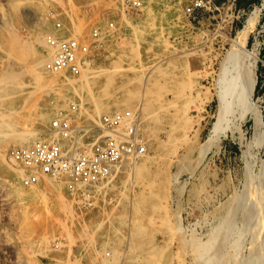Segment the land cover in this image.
I'll list each match as a JSON object with an SVG mask.
<instances>
[{
  "label": "rangeland",
  "instance_id": "obj_1",
  "mask_svg": "<svg viewBox=\"0 0 264 264\" xmlns=\"http://www.w3.org/2000/svg\"><path fill=\"white\" fill-rule=\"evenodd\" d=\"M187 1L151 0L147 5L151 12L148 17L143 16V8L137 11L125 8L123 13H127L131 19L126 21L122 11L115 12L116 0H73L70 3L74 16L72 22L80 25V28L70 34L64 31L65 23L59 16V8L54 0L48 4L34 0H0V115L11 121V126L7 124L0 127V139L6 143L7 151L17 145L14 144L15 135L22 131L31 130L36 132L34 135L46 134V129H40L44 126L40 122V109L50 111V120L60 109H65L78 123H95L82 120L77 115L82 96L79 92L62 88L60 73H56L57 79H51L49 76L55 72L50 71L40 80L27 70L39 56L37 49L31 48V34L38 33L43 39L44 33L51 31L59 36L75 37L87 42V55L93 60L92 65L110 67L114 71V80H109L106 86L109 94L116 91L121 75L133 76L136 72L144 74L151 66L169 65L165 72L156 74L157 94H153L151 102L145 103L139 96L133 101L136 106H140L136 101L139 98L146 105L143 111L145 115L150 113L149 118L141 116V124L149 120L150 126L156 131H152L155 133L153 137L142 132L147 140V162L134 183L138 198L142 201L138 213V243L128 250L126 237L113 238L118 232L107 223L111 218L117 222V218L112 216L121 212L124 231L128 229L126 214L132 210L130 199L134 195L129 182L124 185L122 192L117 187L98 195L89 191L92 203L88 206H82L78 194L65 186L67 196L76 199L72 207L76 214L74 217L70 205L52 192L29 196L16 193L11 185L13 182L6 180L0 171V264H104L93 251L95 246H99L94 236L100 229L108 230L113 235L109 239L110 244L118 245L121 250L114 264L123 261L124 264H161V261L162 264H192L193 254L190 246L182 241L183 238L194 236L206 240L210 233L213 237L212 251L207 258L201 257L195 264H264V84L260 86L261 82L264 83V65L259 59H264L261 49L264 34L257 33L260 24L264 23V8L251 27L246 22L264 0H236V8L240 11L233 20L231 15L221 9L210 17L205 15L201 22L193 21V24L188 22L182 11ZM48 8L55 10L54 15L61 21L60 27H55L54 17L48 13ZM110 21L112 25H109ZM94 27L99 28L97 37L92 35ZM244 33L245 49L238 47L241 52H233L229 62L231 68L233 64L235 68L241 65L239 69L243 80L240 88L235 86L230 92L233 101L226 120L214 128L225 99L216 89L217 76L231 47L242 44L237 36L239 38V34ZM38 48L42 53L47 49L46 45ZM113 59L115 64L112 63ZM22 69H26V73L22 74ZM10 71H15L14 76L11 80H4L6 75H2ZM17 72L20 77L16 75ZM5 81H9L8 84ZM15 82L19 84L15 85ZM182 84L184 88L180 87ZM162 86L164 89L160 88ZM88 88L93 89L92 94ZM106 90H99L96 84L84 87L81 91L85 93L84 104L107 98V93H104ZM62 91L64 97L58 98L57 95ZM71 102L77 105L74 110H70ZM186 103L189 104L187 114L196 116L190 128L185 124L178 125L175 118L177 112H183L187 107L184 106ZM184 131L188 133V139L180 138ZM209 139L211 142L202 152L201 146ZM171 141L176 142L173 144ZM116 171L113 180L117 177ZM92 207L98 211L97 216L92 214ZM76 211L84 214L82 222L88 223H80ZM72 219L76 224L71 223ZM177 223L183 236L176 231ZM223 226L226 229L221 228ZM228 229L230 231H226ZM46 231L54 233V241L61 238L66 247L72 246L76 255L53 257L34 251L29 235ZM75 235H81L80 241L90 250V255H86L82 247L81 252H78ZM218 241L221 243L217 244ZM220 244L222 251L218 246ZM182 246L185 248L181 249ZM215 248L224 253L220 255ZM106 250L110 253L105 256L110 258L111 248ZM216 254L220 255L219 258Z\"/></svg>",
  "mask_w": 264,
  "mask_h": 264
},
{
  "label": "bare ground",
  "instance_id": "obj_2",
  "mask_svg": "<svg viewBox=\"0 0 264 264\" xmlns=\"http://www.w3.org/2000/svg\"><path fill=\"white\" fill-rule=\"evenodd\" d=\"M57 3V7L59 8V16L62 18V20L65 23V27H64V31L66 33H70V34H74L76 32V30H78V28H80L78 25L74 24L72 22L73 20V13H72V8L70 7V3L73 2V0H54ZM151 3V0H146L144 5L141 7L144 10V17H148L151 12L148 10V4ZM48 4V3H47ZM264 3H261V6H257L256 9L249 15L248 19L246 20V22L248 23V25L251 27L253 21H255V19L260 15L262 9L264 8ZM263 5V6H262ZM78 7V6H77ZM114 8H115V12L116 13H121L124 15V20L126 21H131V19L129 18V15L126 13L124 14L123 11L126 8V5L124 4L123 0H116L115 4H114ZM147 8V9H146ZM58 13V12H57ZM56 13V14H57ZM121 14V15H122ZM71 20V21H70ZM81 22V21H80ZM73 23V24H72ZM132 23V22H131ZM248 27V28H250ZM134 29V28H133ZM78 32V31H77ZM13 33V32H12ZM15 33V32H14ZM40 33V32H39ZM241 33V32H240ZM13 35V34H12ZM32 39H31V48L37 49V53H38V59L35 60L33 62V64L31 66H28V69L32 75L36 78V79H42V76L44 74H49L50 71L48 68H46L45 66V59H46V55L44 53H42V51L38 48L40 46H45V41H43V39L41 38L40 34L38 33H33L31 34ZM79 36V35H78ZM104 36V35H103ZM15 37V36H14ZM103 39V37H102ZM237 39L242 41V44L237 43L238 45L235 46L233 45V47H231L232 49L228 52V56L227 58H225L223 60V66H221V70L218 73L217 76V91L218 94H221L222 96H225L224 102H222L221 104V109L219 110V114H218V120L217 123H215V127L216 128L217 124H220L223 121L226 120V116L227 113L230 112V107H231V103H232V99H231V94L230 92L234 89L235 86H237V88H240L241 86V81L243 80L242 78V71L240 72L239 69V65L238 67H236L238 70H236L235 65L233 64L232 68L229 67V62H230V55L235 52L237 50V52H241L238 51L239 48H244L245 49V42H246V34L244 33V35L239 34V38L237 36ZM16 40V39H15ZM237 41V42H240ZM235 42V41H234ZM233 42V43H234ZM38 46V47H37ZM136 47V45H135ZM138 47V44H137ZM239 47V48H238ZM45 48V47H44ZM46 50V49H45ZM132 51V50H131ZM133 52V51H132ZM138 52V49H137ZM245 52V51H244ZM243 52V53H244ZM139 53V52H138ZM238 53V54H239ZM234 54V53H233ZM138 55V54H137ZM243 55V54H242ZM253 55H256V53H253ZM257 56V55H256ZM120 57V56H119ZM121 58V57H120ZM117 59V58H116ZM234 60V58H232ZM237 59V58H236ZM239 60V59H238ZM241 60V58H240ZM239 60V61H240ZM243 60V59H242ZM114 61V59L112 60ZM117 61L120 62V59H117ZM236 61V60H235ZM93 60L91 58L86 57L85 62L82 66V69L80 71V73L78 74H72L68 71H53L55 72V74L53 73V75L49 76L51 79H55L56 78V73H60L62 75V88L66 91H74V92H79L80 95L82 96V98L79 100V104H80V109L77 112V115L79 117H81L82 120H88L92 123H96L98 121V117L100 115L101 112L106 111V112H111L114 110H119L122 109L123 106L128 107L131 110H139L141 116H148L144 114V106H146L144 103L142 104V102H140L138 99L140 98L141 101L143 100V102L145 103H150L151 102V98L153 96V94H157V90H155L156 87V74L159 72H165L166 69H168V66H151L147 72H144V74H139V72H136L135 74H133V76H124L121 75L118 81V86L116 87V91L113 93H108V91L106 90V86L108 85L109 80H114L113 76V72L110 67H97L96 65H92ZM118 62V63H119ZM234 62V61H233ZM238 62V61H237ZM242 62V61H241ZM115 64V61L112 62ZM231 63V62H230ZM113 64V66H114ZM117 64V63H116ZM238 64H242V63H238ZM122 65V63H121ZM116 66V65H115ZM237 66V65H236ZM120 67V66H119ZM234 67V68H233ZM243 67V66H242ZM138 68V67H137ZM136 68V69H137ZM231 68V69H230ZM247 68V67H245ZM244 68V70H245ZM227 69H229V71H227ZM236 71H235V70ZM26 70V69H25ZM22 69L21 73L23 74V72L25 71ZM26 70V71H27ZM247 70V69H246ZM11 72V73H10ZM4 73L2 76L6 77L4 80H11L12 79V75L15 74L14 72L12 73V71ZM229 72V73H227ZM26 73V72H24ZM170 73V72H168ZM16 75H18V72L16 73ZM15 75V76H16ZM20 75V73H19ZM18 75V76H19ZM14 76V75H13ZM17 77V76H16ZM15 77V79H16ZM20 77V76H19ZM23 77V76H22ZM59 77V76H58ZM163 77V75H162ZM167 77H169L167 75ZM1 78V77H0ZM11 78V79H10ZM14 78V77H13ZM34 78V79H35ZM161 78V77H160ZM36 84L38 83L37 80ZM40 79V80H41ZM45 79V76L44 78ZM50 79V81H51ZM57 79V78H56ZM61 79V78H59ZM159 79V77H158ZM157 79V81H158ZM171 80V78H170ZM173 80V78H172ZM14 81V79H13ZM44 81V80H42ZM46 81V80H45ZM121 81V82H120ZM4 82V81H3ZM6 82V81H5ZM9 82V81H8ZM8 82H6L8 84ZM40 82V81H39ZM59 82V81H58ZM114 82V81H113ZM5 83V84H6ZM13 83V82H11ZM47 83V82H46ZM54 83V81H53ZM160 83V82H159ZM15 85L16 82L14 83ZM24 83H22L23 85ZM34 84V85H36ZM49 84V83H48ZM91 84H96L98 86L99 90H106L107 93L106 95L107 98H99V99H94L92 101V103L90 104H84V99L83 97L85 96V93L83 94V88L88 86L90 87ZM111 84V82H110ZM170 84V83H169ZM177 84V83H176ZM1 85V82H0ZM10 85V84H9ZM27 85V84H25ZM50 85V84H49ZM52 85V84H51ZM184 84H182V88H184L183 86ZM24 86V85H23ZM48 86V85H47ZM54 86V85H53ZM52 86V87H53ZM186 86V85H185ZM36 87V86H35ZM51 87V86H48ZM165 87V85H164ZM164 87H160L161 89ZM7 88V87H6ZM47 88V87H46ZM158 88V87H157ZM1 89V87H0ZM39 89V88H38ZM89 89V88H88ZM167 88H165L166 90ZM43 90V89H42ZM63 90V91H64ZM159 90V89H158ZM61 92L57 95L58 98L64 97L65 93ZM167 91V90H166ZM1 92V90H0ZM41 92V91H40ZM88 92H91V94L93 93V89H89ZM160 92V91H158ZM179 92H182L181 90ZM184 92V91H183ZM55 93V91H54ZM162 93V92H161ZM42 93H40L41 95ZM49 94V92H48ZM47 94V95H48ZM83 94V95H82ZM90 94V93H89ZM90 94V96H91ZM154 94V96H155ZM165 94V93H163ZM181 94V93H180ZM79 95V94H78ZM105 95V96H106ZM175 95V94H174ZM182 95V94H181ZM139 96V98L136 100L139 102L140 106H136L133 101L134 99ZM164 96V95H163ZM186 96V95H185ZM4 97V96H3ZM41 97V96H40ZM89 97V96H88ZM96 97V96H95ZM189 97V96H188ZM57 99V98H56ZM92 99H93V95H92ZM175 99V98H174ZM157 100V99H156ZM173 100V98H172ZM171 100V101H172ZM190 100V99H189ZM4 101V100H3ZM155 101V100H154ZM153 101V102H154ZM166 101V100H165ZM2 102V101H1ZM161 102V101H160ZM188 102V101H186ZM162 103V102H161ZM169 103V101H168ZM185 103V102H184ZM178 104V103H177ZM64 105V104H63ZM148 105V104H147ZM149 106V105H148ZM184 106H187L183 112H177L175 115L176 118V122L178 123V125H182L185 124L184 126H189V128L191 126H193L194 121L196 120V116L195 115H190L187 114V110L189 107V104L186 103ZM64 107V106H63ZM167 108L168 107L167 105ZM172 108V107H171ZM175 108V107H173ZM177 108V107H176ZM175 108V109H176ZM164 109V107H163ZM172 110V109H171ZM179 110V109H178ZM147 111V109H146ZM150 111V110H149ZM180 111V110H179ZM151 112V111H150ZM153 112V110H152ZM156 112V111H155ZM174 112V111H173ZM172 112V113H173ZM154 113V112H153ZM159 113V112H158ZM154 115V114H153ZM156 115V113H155ZM159 115V114H158ZM39 117H40V122L44 123V126L40 129H46V131L49 128V123H50V111L45 110V109H40L39 111ZM152 117V114H151ZM157 117V116H156ZM199 117V116H197ZM53 118V117H52ZM51 118V119H52ZM149 118V116H148ZM155 119V118H154ZM163 119V118H162ZM174 119V118H173ZM9 119L4 118L2 115H0V127L4 126V125H10L11 121H8ZM11 120V119H10ZM143 120V119H141ZM150 120H153L150 119ZM159 120V118H158ZM36 121V120H35ZM157 121V120H156ZM163 121V120H162ZM161 121V124H162ZM220 121V122H219ZM158 122V121H157ZM15 123V122H14ZM159 123V122H158ZM174 123V122H173ZM172 123V124H173ZM144 124V125H143ZM160 124V123H159ZM165 124V123H164ZM222 124V123H221ZM163 125V124H162ZM166 125V124H165ZM170 125V124H169ZM225 125V124H224ZM11 126V125H10ZM155 126V125H154ZM153 126V127H154ZM172 126V125H171ZM221 126V125H220ZM161 127V126H159ZM173 127V126H172ZM175 127V125H174ZM7 128V127H6ZM176 128V127H175ZM178 128V127H177ZM176 128V129H177ZM222 128V127H221ZM5 129V128H4ZM161 129V128H160ZM140 130H142L141 132H143L144 134L148 135L149 137H153V135H155V133H153L152 131H154L152 129V127L150 126V122L149 120H146V123H144L142 121V124H140ZM157 130V128H156ZM159 130V129H158ZM216 130V129H215ZM35 131V130H34ZM172 131V130H171ZM180 131V129H179ZM182 131V130H181ZM217 131V130H216ZM215 131V132H216ZM8 132V131H7ZM15 132V130H14ZM12 131V133H14ZM17 132V131H16ZM19 132V131H18ZM17 132V133H18ZM21 132V131H20ZM19 132V133H20ZM45 132V131H44ZM156 132V131H154ZM1 133V132H0ZM36 132H32L30 131H22L20 134L15 135V141L14 144L17 145H29L31 144L36 138H40V137H46L47 132L45 135H34ZM142 133V134H143ZM170 133V132H169ZM184 134L180 137H184L183 139H188V133L186 131L183 132ZM11 134V133H9ZM143 134V136H144ZM174 134V133H173ZM3 135H5L3 133ZM171 135V134H170ZM168 135V136H170ZM167 136V135H166ZM175 136V135H174ZM147 137V136H146ZM148 137V138H149ZM178 138V137H177ZM177 138H175V140H177ZM170 139V138H169ZM179 139V138H178ZM211 139V137H210ZM208 140L205 144H203L201 146V151L204 152L208 142L210 143L211 140ZM171 140V139H170ZM147 141V140H146ZM165 141V140H164ZM163 141V142H164ZM178 141V140H177ZM184 141V140H183ZM187 141V140H185ZM191 141V140H190ZM159 142V141H158ZM172 142V141H171ZM170 142V143H171ZM173 141L172 143L174 144ZM181 142V141H179ZM194 142V141H193ZM162 143V141H161ZM166 143V142H164ZM163 143V144H164ZM168 143V141H167ZM184 143V142H181ZM9 144V143H8ZM186 144V143H185ZM192 144V141H191ZM172 149V148H171ZM175 152V151H174ZM206 152V151H205ZM146 162H147V152L142 153L138 158H135L131 161H128V159L124 160L122 163V166L120 165L116 170V179L113 180V178L115 177L114 175H112V177H108L105 180H98V181H93V182H87V183H82L80 184V186L84 189H86L87 191H90L92 193H94L95 195L98 194H103L104 192H106L108 189L113 188V187H117L118 191L122 192L124 189V185L126 186L127 183L129 182V184H131V186L133 187L134 190V195L133 197L130 199V205L132 207V210L126 214V216L128 215V229L124 231V223L121 221L123 220L124 217H122V213L121 212H117L115 214H113L114 216L112 217H116L117 218V222H115V220L113 218L109 219V221L107 222L108 225L110 223V227H115L116 228V232L115 236L113 238H118L121 239L123 236L126 237V247L129 249H132L138 240V230H139V224L138 221L140 219V213L139 210L141 209V203L142 201H140V199L138 198V192L135 189V180L136 177L141 173V171H143L146 168ZM148 168V167H147ZM151 169V168H150ZM152 170V169H151ZM0 171L4 174V177L6 180H11L13 183L11 185H13V191H15L16 193L20 194V195H25V196H29V195H35V194H39V193H45L47 191L54 193L62 202H64L65 204L68 203V205H70V208L72 210V213L74 214V217L76 216L75 214V210L72 208L73 207V201H75L76 199L74 198H70L67 196L66 194V189H65V183L62 180L56 179L54 177H50L48 175H43V174H39V177L41 178L40 181H38L37 183H33L30 185H27L26 189H24V187L22 186L23 184L21 183V178L25 172V169L20 166L18 163L14 162L13 160H11L8 157V151H7V145L6 143H4L1 139H0ZM114 176V177H113ZM44 177V178H43ZM41 182V183H40ZM10 183V182H9ZM120 183H122V185H120ZM137 183V181H136ZM22 184V185H21ZM154 185V184H151ZM25 186V185H24ZM138 186V185H137ZM182 186V185H181ZM129 188V187H128ZM132 190V192H133ZM139 191V190H138ZM72 192V191H71ZM145 194V193H144ZM182 194V193H181ZM100 196V195H99ZM237 198V197H236ZM237 200V199H236ZM228 204V203H227ZM225 205V204H224ZM227 207V205H226ZM227 209V208H226ZM237 209V208H236ZM90 210L92 211V214L94 216L98 215V211H95V208H90ZM166 210V209H165ZM231 210V208H230ZM111 211V210H110ZM226 211V210H225ZM220 212V211H219ZM78 217V221L80 223H88V222H82V220H84V214L81 215L80 211H76ZM139 213V214H138ZM227 213V211H226ZM225 213V214H226ZM238 213V212H237ZM240 214V213H239ZM224 215V214H223ZM246 216V215H245ZM226 217V216H225ZM224 217V218H225ZM168 219V218H167ZM231 219V218H230ZM233 219V218H232ZM97 221V220H96ZM105 221V220H103ZM151 221V220H150ZM228 222V220H226ZM170 222V221H169ZM168 222V224H169ZM223 222V220H222ZM230 222V221H229ZM71 223L76 224L75 220H71ZM97 223H99V221H97ZM96 223V224H97ZM176 224V222H175ZM223 224V223H222ZM226 224V223H225ZM229 224V223H227ZM221 225V224H220ZM224 225V224H223ZM109 227V228H110ZM226 227V226H225ZM108 228V229H109ZM171 228V227H169ZM177 230V232L179 231L180 236H183V233L179 227V224L177 223V227H175ZM215 228V227H214ZM220 228V227H219ZM221 228H224L221 227ZM228 228V227H227ZM226 229V228H224ZM245 229V228H244ZM96 230V229H95ZM171 230L173 231V229L171 228ZM68 231V230H67ZM84 231V230H83ZM223 231V230H222ZM226 231H230V229L226 230ZM224 232V231H223ZM68 233V232H67ZM226 233V232H224ZM54 233L52 231H46L44 233H34L29 235V240L31 242V244L35 247L34 251L37 252H41L45 255H50V256H63V257H67L70 254L76 255V253L74 252V250L72 249V246H65V241L63 239H58L57 241H54ZM74 234V233H72ZM214 234V233H213ZM212 234V235H213ZM227 234V233H226ZM108 232V230H99L95 233L94 239L96 241V243L99 244V246H95L94 247V253L99 255V259L102 263L104 264H114V262H116L119 257L118 254L121 253V250L119 248L118 245H112L110 244V237H112L113 235ZM123 235V236H122ZM176 234H173V236H175ZM185 235V234H184ZM68 237H70L69 235H67ZM178 236V234H177ZM74 237H76L75 242L78 243V252H81V248H84L85 250V254L86 255H90V250L87 249V247H84L83 242L80 241L81 235H75ZM179 237V236H178ZM180 240V238H178ZM213 237H211V233L210 235L207 237L206 240H200L197 237H190L188 239L183 238L182 241L185 242V244H187L188 246H190V250L193 254V258H194V262L192 264L197 263V261L200 260L201 257L207 258V256L211 253L212 251V240ZM222 238H223V234H222ZM222 238L219 240L221 241ZM227 238V236L225 235V239ZM69 239V238H68ZM70 240V239H69ZM78 240V241H77ZM258 240V239H257ZM221 243V242H219ZM54 242V243H53ZM183 242V243H184ZM227 242V241H226ZM53 243V244H52ZM91 243V242H90ZM226 244V243H225ZM152 245V244H151ZM149 245V246H151ZM255 245V244H254ZM219 249L222 251V247L220 248V246H222L221 244L218 245ZM111 248V256L110 258L106 257V254H109L110 251L106 250V248ZM185 248L184 246L181 247V249ZM186 248H188L186 246ZM165 249V248H164ZM216 249V248H215ZM218 249H216L217 251ZM186 251V249H185ZM189 251V249L187 250ZM215 251V250H214ZM219 251V250H218ZM224 253V252H222ZM222 253L219 254L222 255ZM191 254V253H190ZM218 254V255H219ZM160 255V254H158ZM217 255V254H216ZM218 255L216 257H218ZM219 255V256H220ZM152 256V255H151ZM219 258V257H218ZM222 258V257H221ZM220 258V259H221ZM172 259V258H171ZM199 259V260H198ZM217 259V258H216ZM215 259V261H216ZM159 260V259H157ZM162 260V259H161ZM218 260V259H217ZM99 261V260H98ZM160 261V260H159ZM158 261V262H159ZM196 261V262H195ZM202 262V261H201ZM200 262V263H201ZM220 262V261H219ZM66 263V262H65ZM78 263V262H77ZM122 264H124L125 262H121ZM120 263V264H121ZM131 263V262H130ZM152 263V262H151ZM155 263V262H154ZM133 264V263H132ZM162 264V261H161ZM167 264V263H166ZM171 264V262H170ZM219 264V263H217ZM226 264V263H225Z\"/></svg>",
  "mask_w": 264,
  "mask_h": 264
},
{
  "label": "built area",
  "instance_id": "obj_3",
  "mask_svg": "<svg viewBox=\"0 0 264 264\" xmlns=\"http://www.w3.org/2000/svg\"><path fill=\"white\" fill-rule=\"evenodd\" d=\"M34 1L45 4L51 0ZM123 1L127 10L137 11L146 0ZM221 9L231 15L232 20L239 16L236 0H188L182 6L183 14L190 24L193 21L201 22L205 15L210 17ZM48 13L54 17L55 27H60L61 21L54 15L55 10L48 8ZM109 25H112L111 21ZM260 32L264 34V23L257 30L258 34ZM98 33L99 28L94 27L92 35L97 37ZM43 39L47 48L46 68L80 73L87 57V42L75 37L59 36L51 31L45 32ZM259 59L264 65V59ZM263 84L261 82L260 86ZM76 106V103L71 102L70 110ZM140 124L138 109L104 111L96 123L89 125L78 123L70 112L60 109L50 120L46 137L36 138L29 145L12 146L8 150V157L25 169L21 178L23 185L37 183L39 174L48 175L64 181L69 191L78 194L80 204L88 206L92 203V196L80 184L107 179L124 160H133L146 151V140Z\"/></svg>",
  "mask_w": 264,
  "mask_h": 264
},
{
  "label": "crops",
  "instance_id": "obj_4",
  "mask_svg": "<svg viewBox=\"0 0 264 264\" xmlns=\"http://www.w3.org/2000/svg\"><path fill=\"white\" fill-rule=\"evenodd\" d=\"M261 49H262V55L264 56V43H263Z\"/></svg>",
  "mask_w": 264,
  "mask_h": 264
}]
</instances>
